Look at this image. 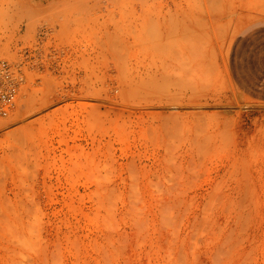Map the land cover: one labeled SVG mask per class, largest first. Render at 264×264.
<instances>
[{"label": "rangeland", "instance_id": "1", "mask_svg": "<svg viewBox=\"0 0 264 264\" xmlns=\"http://www.w3.org/2000/svg\"><path fill=\"white\" fill-rule=\"evenodd\" d=\"M0 264H264V0H0Z\"/></svg>", "mask_w": 264, "mask_h": 264}, {"label": "built area", "instance_id": "2", "mask_svg": "<svg viewBox=\"0 0 264 264\" xmlns=\"http://www.w3.org/2000/svg\"><path fill=\"white\" fill-rule=\"evenodd\" d=\"M21 83L19 68L0 60V117H6L14 108Z\"/></svg>", "mask_w": 264, "mask_h": 264}]
</instances>
